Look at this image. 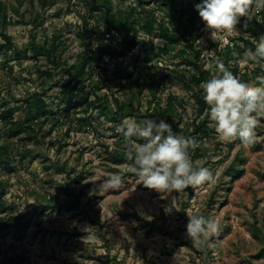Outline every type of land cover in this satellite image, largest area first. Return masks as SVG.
<instances>
[{"label":"rangeland","instance_id":"1","mask_svg":"<svg viewBox=\"0 0 264 264\" xmlns=\"http://www.w3.org/2000/svg\"><path fill=\"white\" fill-rule=\"evenodd\" d=\"M176 1L179 7L202 2ZM112 2L114 9H126L139 0ZM137 10L142 11L141 21L154 18L169 27L156 1ZM5 15L8 24L0 26V184L5 190L0 217L14 225L0 226V264H264L259 255L264 237V119L251 148L239 140L219 141L210 120L209 136L196 135L195 98L172 76L173 69L188 68L163 56V40L145 33L142 24L135 47L116 56L113 48L122 49L120 40L107 39L108 33L98 37L105 33L103 21L83 0H56L46 8L39 0H0L1 21ZM245 19L236 32L218 33L214 39L201 27L198 43L205 65L219 58L238 78L256 83L264 61H243L241 38L250 35ZM2 33L10 36L14 49L2 47ZM31 44L55 46V57L31 58L24 53ZM96 51L104 52L100 64L93 59ZM72 64L75 69L67 71ZM84 64L87 89L92 99L100 95L102 105L81 124L76 119L86 114L84 106L63 116L55 81L78 80ZM39 95L50 116L35 119L33 128L18 134L30 116L26 100L35 105ZM131 105L140 114L127 118L163 119L177 134L206 141L191 155L197 166L213 172L214 182L157 192L140 183L128 170L129 162L106 158L107 149L123 142L113 116ZM9 108L14 109L11 116ZM5 147L12 156L3 152ZM81 172L84 178L74 182ZM110 173L122 176L120 189L100 187ZM187 213L219 220L221 231L211 237V247L192 246ZM87 235L93 239L85 243Z\"/></svg>","mask_w":264,"mask_h":264},{"label":"clouds","instance_id":"2","mask_svg":"<svg viewBox=\"0 0 264 264\" xmlns=\"http://www.w3.org/2000/svg\"><path fill=\"white\" fill-rule=\"evenodd\" d=\"M200 19L214 39L218 33H233L241 18L244 27L255 19L264 23V0H202L195 5ZM254 50L245 51L243 61H264V35L253 40ZM211 78L203 82V100L207 115L221 142L239 140L251 148L257 139V128L264 119V75L256 76V83H249L234 75L219 58L206 64ZM116 133L123 137L121 151L130 163L128 170L135 174L145 188L157 192H179L214 182L213 172L205 166H197L192 153L206 141L184 136L173 131L171 124L160 119L137 122L125 118L116 126ZM123 178L110 173L100 184L104 189H120ZM186 234L194 247L212 246L211 237L221 231L215 216L187 213ZM93 238L87 235L84 242Z\"/></svg>","mask_w":264,"mask_h":264},{"label":"trees","instance_id":"3","mask_svg":"<svg viewBox=\"0 0 264 264\" xmlns=\"http://www.w3.org/2000/svg\"><path fill=\"white\" fill-rule=\"evenodd\" d=\"M84 3L89 7L92 12H96L99 19L103 21L104 24V34L99 33L98 37H105V34L108 33L107 39H118L122 44V49L118 51V47L113 48V53L116 56H124L127 51L131 50L137 44V26L141 25V28L148 35L159 38L163 40V45L159 48L160 53L163 56L169 57L172 62L177 61L178 65H185L188 69H173L172 76L175 82L188 92L191 97L195 98L197 105L196 109V118L194 120V130L193 132L201 136H209L211 129L209 124V119L207 115V105L203 100V90L200 85L203 82H206L211 78L212 73L206 70V65L202 62L201 54L202 50L198 43L199 39V30L201 27L205 26L203 21L200 19L198 12L195 10L194 5L179 7V4L176 0H153L159 3L162 7V10L165 11L166 16L168 17L169 27L164 23L157 22L154 18L148 21H141L140 15L141 10L140 6L143 4L147 5L151 3L152 0H139L137 5H130L126 9H114L112 0H83ZM56 0H39L40 6L46 8L47 6H52L55 4ZM8 17L5 15L3 21L0 19V26L8 24ZM36 23V22H35ZM250 35L246 38H241L243 42V49L247 50L252 48L254 50L253 40H258L261 35H264V23H257L251 21L249 23ZM4 38V43L2 47L6 51L14 49V44L11 42V38L6 33H2ZM242 49V50H243ZM56 47H43L36 44H31L28 50L24 53L27 55L30 52V57L34 59H39L40 55L46 56L49 60L55 57ZM20 52V51H17ZM25 55V56H26ZM104 52L96 51L93 59L100 64L102 61ZM76 65L72 64L69 66L67 71H73ZM86 64L82 65L79 70L80 78L78 80H64L62 77L56 79L55 85L60 86L61 95L57 99L58 105L63 104L61 108V113L63 116H71L72 109L78 110L77 108L84 106L83 111L86 112L84 116L77 117L76 121L78 123H85L88 121L89 116L87 115L91 110L98 109L101 107L100 95H96V98L92 99L91 95L93 92L87 89V85L83 76L86 72ZM48 76H51L52 73L48 70H44ZM264 75V69L261 68L260 74ZM258 76V75H257ZM154 84H149L150 90L154 89ZM44 98L41 95L37 96L35 99V105L32 101L27 102V108L29 110V118L26 119L25 125H20L17 133H21L22 129L33 128V121L35 119H43L50 116L51 111L47 109V104ZM132 106V105H131ZM107 107H105L106 109ZM13 108H9L7 113L12 114ZM77 111H75L76 113ZM79 112V111H78ZM77 112V113H78ZM139 113V109H123V107L118 111L116 115L113 116V120L117 124H120L125 118ZM31 117V118H30ZM203 117L198 121V118ZM59 121V120H58ZM122 145V144H121ZM121 145L115 149L109 151L106 150V158L111 160L114 163H124L129 162L124 158V155L121 151ZM7 156L10 157V151L7 147L5 150ZM12 156V155H11ZM130 163V162H129ZM234 174L237 173V170L233 167ZM84 178V174L81 172L75 177H73L74 182H80ZM5 195L4 187L0 184V201ZM46 206H44L45 208ZM8 209L2 210V213H8ZM14 225V222L11 219L6 217H0V226L5 224ZM18 223L22 224L23 221L18 219ZM259 230V229H258ZM262 240V248L259 255L264 256V237Z\"/></svg>","mask_w":264,"mask_h":264}]
</instances>
